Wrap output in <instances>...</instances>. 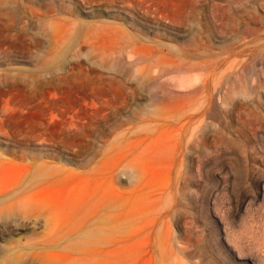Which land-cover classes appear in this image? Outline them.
<instances>
[{
    "label": "rangeland",
    "instance_id": "374dc122",
    "mask_svg": "<svg viewBox=\"0 0 264 264\" xmlns=\"http://www.w3.org/2000/svg\"><path fill=\"white\" fill-rule=\"evenodd\" d=\"M0 264H264V0H0Z\"/></svg>",
    "mask_w": 264,
    "mask_h": 264
}]
</instances>
